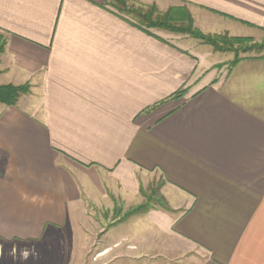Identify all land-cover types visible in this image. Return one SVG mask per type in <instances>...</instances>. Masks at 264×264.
I'll return each instance as SVG.
<instances>
[{
    "label": "crops",
    "instance_id": "crops-1",
    "mask_svg": "<svg viewBox=\"0 0 264 264\" xmlns=\"http://www.w3.org/2000/svg\"><path fill=\"white\" fill-rule=\"evenodd\" d=\"M105 1L0 0V86H29L0 104V241L36 244L160 183L170 211L113 226L136 244L128 260L153 264L172 236L194 264H264V58L217 72L190 40L150 36ZM132 1L186 4L206 34L264 32V0Z\"/></svg>",
    "mask_w": 264,
    "mask_h": 264
},
{
    "label": "rangeland",
    "instance_id": "rangeland-1",
    "mask_svg": "<svg viewBox=\"0 0 264 264\" xmlns=\"http://www.w3.org/2000/svg\"><path fill=\"white\" fill-rule=\"evenodd\" d=\"M105 3L120 16L133 20L135 23L138 20L129 11L141 10V12L146 13L153 6L156 8L157 14L160 15L172 8H177L181 12H188L191 15L186 4H179L176 7L162 10L154 4L145 5L132 0H106ZM167 13L172 14V12ZM194 27L201 31L196 25ZM227 28L223 25L212 27L208 31L210 32L208 35L226 34L229 37H246L252 41V44H264V32L262 31L248 29L242 31V33L234 27ZM224 30L231 31L228 33L223 32ZM150 31L154 34H162L165 37L184 38L188 42L190 40V44L195 46L193 50L201 53L203 60L216 64L214 68L217 72L228 70L235 59L233 53L214 52L211 47L203 44L200 40L192 39L187 35L175 34L162 29H151ZM263 54L239 52L237 57H254ZM206 61L204 62L206 63ZM159 190L160 183L142 189L140 192L141 204L131 209L123 210L122 206L120 207L121 204L115 202V206L111 210L106 211L104 208L89 210L87 217L78 215L76 218L68 219V222L61 227L52 228L50 226L36 244L32 241H26L24 245L15 240H11L7 244L0 241V264H152L150 261L128 260L138 252V250H135L136 244L129 243L130 241L127 242L126 240L123 242L117 241L116 238L120 236L119 230L115 233L113 226L118 225L120 221H129L132 216L141 214L142 212L133 214L132 212L142 206L170 211ZM160 240L158 243L159 249H154L152 258L147 260H153V264H194L193 258L197 255L192 248L181 246L172 236L167 239L168 244L164 243L165 237Z\"/></svg>",
    "mask_w": 264,
    "mask_h": 264
},
{
    "label": "trees",
    "instance_id": "trees-1",
    "mask_svg": "<svg viewBox=\"0 0 264 264\" xmlns=\"http://www.w3.org/2000/svg\"><path fill=\"white\" fill-rule=\"evenodd\" d=\"M135 19L138 20L135 23L133 20H126L132 26L138 30L155 37L151 33V29H162L171 33L187 35L192 39L200 40L203 44L212 48L214 52H231L235 55V59L230 64V68L235 66L240 60L246 58H264L263 55L254 57H242L238 58L237 54L240 52L249 53L254 52L256 54L264 53V44H252V41L246 37H229L228 35H208L199 31L194 27L193 19L188 12H181L177 8L169 9L167 12L160 15L157 14L156 8L150 7L146 13L140 11H129ZM181 16V17H180ZM122 17V16H121ZM176 17V18H175ZM123 18V17H122ZM125 19V18H124ZM5 42L0 37V54L2 53ZM29 93L28 85H3L0 86V104L5 106H16L21 96ZM185 91H180L174 94L171 99L176 100L184 95ZM151 207L137 208L133 213L146 212Z\"/></svg>",
    "mask_w": 264,
    "mask_h": 264
}]
</instances>
